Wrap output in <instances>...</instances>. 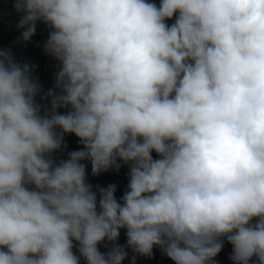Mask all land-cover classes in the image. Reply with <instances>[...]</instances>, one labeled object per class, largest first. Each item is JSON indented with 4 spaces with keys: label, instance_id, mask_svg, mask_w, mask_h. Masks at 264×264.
<instances>
[{
    "label": "clouds",
    "instance_id": "9594fccd",
    "mask_svg": "<svg viewBox=\"0 0 264 264\" xmlns=\"http://www.w3.org/2000/svg\"><path fill=\"white\" fill-rule=\"evenodd\" d=\"M14 8L25 42L50 29L59 91L37 103L30 66L0 49V264H122L129 250L136 264L154 247L215 264L225 238L233 264H264V0ZM65 134L82 148L57 162ZM84 161L93 176L128 166L119 200Z\"/></svg>",
    "mask_w": 264,
    "mask_h": 264
},
{
    "label": "built area",
    "instance_id": "2783aa9c",
    "mask_svg": "<svg viewBox=\"0 0 264 264\" xmlns=\"http://www.w3.org/2000/svg\"><path fill=\"white\" fill-rule=\"evenodd\" d=\"M15 2V0H13ZM150 3H154L159 7L161 0H148ZM1 17V15H0ZM175 15L173 16L172 19L167 20L166 23L171 25L175 21ZM37 28L40 30L41 36H42V45H41V53L42 56L45 59L46 62V67L49 71V73L53 77V83H54V88L52 90L54 91H59L56 89V75L57 72L59 71V66L58 62L53 59L52 57L48 56L44 52V44L46 40L48 39L49 31L50 29L44 25L42 22H37ZM49 106H51V103H49ZM68 109H59L58 111L61 113L66 112ZM64 142L66 144V148L63 152H57L53 154L54 159H56L57 162H59L60 159H67L68 152L71 151H77L82 148V145L79 142V138L76 137L74 134H65L64 137ZM154 158H158V155L153 152L152 153ZM86 165V182L90 183L93 185V188L97 185L107 187L110 184H115L117 186V191L115 193V196L117 200L120 199V197L123 195V193L127 189V183H128V166L123 165L119 172L116 171H108V172H102L98 176H93L91 172V162L90 161H84ZM29 187H33L29 185ZM253 223H255V220H253ZM127 241V236H126V230L121 229L120 230V236L118 238V243L120 245H125ZM76 244V242L74 241ZM78 245V244H76ZM99 251L101 253H105L108 249L105 248L104 243H101L98 245ZM232 252V245L227 243L226 238H225V243L224 246L221 250V252L215 257V264H233V262L229 259V256ZM133 253L129 250V259H125L122 264H131V256ZM84 264L86 262L84 261ZM136 264H174L172 260L167 258L166 256L162 255L161 250L158 247L153 248V255L151 257H143V256H136Z\"/></svg>",
    "mask_w": 264,
    "mask_h": 264
},
{
    "label": "crops",
    "instance_id": "0c3cea01",
    "mask_svg": "<svg viewBox=\"0 0 264 264\" xmlns=\"http://www.w3.org/2000/svg\"><path fill=\"white\" fill-rule=\"evenodd\" d=\"M5 2L8 4L11 3L12 6L3 7ZM8 8L9 10H7ZM15 10L13 0H0V14L7 16V18H3L4 20L0 18V49H9L16 63L21 65L27 64L30 66L32 77L38 81L42 88V93L36 97V101L43 107L49 108V99H42L41 97L47 88V85L45 84V76L48 79H51V75L48 72L44 59L41 55V48L38 46L39 41L37 40L36 32L33 35L34 38H31L30 41L25 42L22 39V32L24 29L18 27L22 12H17ZM74 245L75 247L73 248V252L79 256V246L75 243ZM80 264H84L83 258H80Z\"/></svg>",
    "mask_w": 264,
    "mask_h": 264
},
{
    "label": "rangeland",
    "instance_id": "374dc122",
    "mask_svg": "<svg viewBox=\"0 0 264 264\" xmlns=\"http://www.w3.org/2000/svg\"><path fill=\"white\" fill-rule=\"evenodd\" d=\"M10 3V2H9ZM15 3V2H14ZM9 6H12V4L10 3V4H8L7 2H5L4 4H3V7H9ZM7 10H9V8L7 9ZM16 11V10H15ZM4 13H6V12H4ZM13 13H15V12H13ZM22 15H23V13H22ZM22 17V16H21ZM21 17H20V19H21ZM5 18H7V16H5V15H2V20H4ZM31 38H34V36H32ZM35 46H37V45H35ZM24 57V56H23ZM45 78H46V85H47V88H46V90H45V92L44 93H46L49 89H51V88H53L54 86H52L53 84H52V79H48L46 76H45ZM49 85V86H48ZM254 260H255V258H253V261H250V264H254Z\"/></svg>",
    "mask_w": 264,
    "mask_h": 264
},
{
    "label": "trees",
    "instance_id": "16d2710c",
    "mask_svg": "<svg viewBox=\"0 0 264 264\" xmlns=\"http://www.w3.org/2000/svg\"><path fill=\"white\" fill-rule=\"evenodd\" d=\"M36 35H37V40L39 41L38 42V46L41 48V45H42V36H41V33H40V30L37 28L36 29ZM44 63H45V59H44Z\"/></svg>",
    "mask_w": 264,
    "mask_h": 264
}]
</instances>
